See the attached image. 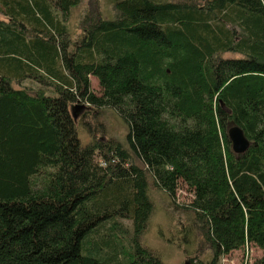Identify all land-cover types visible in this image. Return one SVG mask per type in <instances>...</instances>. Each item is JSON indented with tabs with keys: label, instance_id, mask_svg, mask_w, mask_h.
Segmentation results:
<instances>
[{
	"label": "trees",
	"instance_id": "trees-1",
	"mask_svg": "<svg viewBox=\"0 0 264 264\" xmlns=\"http://www.w3.org/2000/svg\"><path fill=\"white\" fill-rule=\"evenodd\" d=\"M81 1L0 0V264H167L141 241L150 187L187 214L180 244H203L184 264L250 243L264 264V0H114L111 18L92 4L72 40ZM74 102L113 110L125 142L83 144Z\"/></svg>",
	"mask_w": 264,
	"mask_h": 264
},
{
	"label": "rangeland",
	"instance_id": "rangeland-1",
	"mask_svg": "<svg viewBox=\"0 0 264 264\" xmlns=\"http://www.w3.org/2000/svg\"><path fill=\"white\" fill-rule=\"evenodd\" d=\"M113 3L114 0H94V2L92 0H82L78 6L74 7L69 18L72 40L79 35L78 22L92 4H94V9L99 11L102 17L111 18L114 13ZM1 17L2 15H0ZM90 81L92 92L100 95L97 79L90 76ZM21 85L29 87L31 90L37 88V85L29 80L23 81ZM15 86L17 87L18 85L15 84ZM77 107L79 109L73 110L72 114H76L75 122L78 128V135L83 144L93 139V137L100 138V140L112 137L122 143L125 142L128 127L113 110L97 111L84 102H74L71 106L74 109ZM232 125L229 123L227 129ZM95 161L102 163V159L98 155L95 156ZM150 194L154 203V212L149 220L148 228L142 236L143 245L158 252L161 259L167 264L188 263V257L198 253L203 248V244H201L199 238L195 239L188 249L180 244L181 240L177 238V230L179 228L177 222L178 219L187 220V214L176 210L171 201L160 190L150 187ZM176 194L177 204L188 203L192 199V193L183 183L179 184ZM120 222L126 227H131L129 220L120 219ZM129 234V231L123 232V234H116L117 241L128 245ZM183 247L187 252L183 251ZM203 251L205 256L202 257H206L208 250L204 249ZM261 256L262 251L250 243L243 248L233 250L224 255L220 260V264H255V261Z\"/></svg>",
	"mask_w": 264,
	"mask_h": 264
},
{
	"label": "water",
	"instance_id": "water-1",
	"mask_svg": "<svg viewBox=\"0 0 264 264\" xmlns=\"http://www.w3.org/2000/svg\"><path fill=\"white\" fill-rule=\"evenodd\" d=\"M79 109V107L74 110ZM73 117L76 119V114L73 113ZM227 136L231 144V150L236 154L244 153L250 144L248 138H246L241 127L237 125H232L227 129Z\"/></svg>",
	"mask_w": 264,
	"mask_h": 264
}]
</instances>
